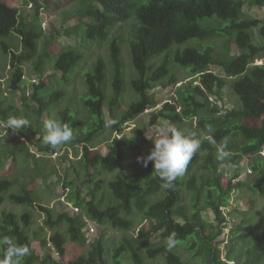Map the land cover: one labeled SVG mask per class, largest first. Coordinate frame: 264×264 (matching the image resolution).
Here are the masks:
<instances>
[{"label": "trees", "instance_id": "obj_1", "mask_svg": "<svg viewBox=\"0 0 264 264\" xmlns=\"http://www.w3.org/2000/svg\"><path fill=\"white\" fill-rule=\"evenodd\" d=\"M96 2L99 6L82 11L75 26L60 28L66 37L75 36L77 46H67L54 54L47 51L49 48L53 53V47L50 46L42 54L38 49V41L44 32L41 26L44 19L40 11L49 13L55 10L53 0H34L36 16L30 22L21 17L18 8L0 2V37L18 35L21 40L20 50H14L15 47L11 49L5 43L1 44L3 51L10 57V89L20 90L19 85L24 77L23 67L28 61L34 63L37 75L46 70L47 62L49 66L50 62H53L56 72L62 74L61 79L64 83L63 89H49L47 83L38 78L39 82L33 85L32 92L28 96L22 95L25 112H21L15 103H8L7 97L0 93V121H4L9 115L22 116L29 121V126L21 131L18 143L15 146L6 145L5 153L2 151L1 154H4L8 161L14 159L20 151L28 154L30 158L40 159L21 138L32 134H39L43 138V127L39 125L44 124V117L50 114L53 104L66 98L65 90L82 79L86 89V95L81 98L85 110L84 120L80 121L82 125L76 128V121L79 119L76 108L75 122L69 109L62 111L61 119L62 123H69L72 128L74 126L78 131L76 137L65 144L64 149L53 148L50 145L49 148L43 145L41 147L48 153L50 151L59 153L63 150L60 158L70 164L66 171L69 175L75 172L76 176L81 173L85 176L88 170L94 168L96 173L90 175V180L84 183V187L80 183L85 182V179L83 181L77 179L70 186L77 190L72 200L96 223L103 227L110 224L114 229L131 231L135 228L133 216L136 212L143 213L146 221L152 223L149 231H146L145 227L139 230L138 239L141 246L146 249L145 255L130 239H125L116 248H111L106 242L107 231L104 229L88 252L69 264H123L124 253L130 254L133 264H150L160 258L165 264H189L174 248L166 251L164 244L159 245L173 233L179 243L190 242L189 249L194 251V258L201 260L203 264H264V224L259 222L257 224L246 217L239 223L229 219L223 210L229 203L219 171L226 158L218 159L220 147L229 153L237 150L238 155L248 156L255 154L264 146V66L252 65L257 60H264V45H256L250 34L252 29L262 26L261 35L264 39V21L255 18L242 19L248 3L264 7V0H96ZM133 17L139 22V26L133 25L136 29L129 39L131 62L137 74L131 82V88L137 97L135 101L127 96L126 64L122 57L121 42L119 39L111 41L112 31L117 26L128 23ZM215 17L231 21V24L222 29H203L200 26V19ZM215 36H231L240 53L231 57L228 53L225 56L221 53L215 55L214 48H209L206 52L196 48L178 50L173 56V63L190 70L192 84L189 88L180 87L179 91L183 93L180 104L173 95L161 109L156 110L158 103L150 91L160 86L167 89L172 84L179 83V79L172 72L170 61L166 60L157 69L150 65V61L166 53L176 44L186 43L193 38L205 39ZM107 41L111 46L110 66L104 59L99 58L91 67H87L90 55L86 53L88 50L86 46ZM231 51L230 48V54ZM226 55L230 57L226 58ZM212 66L217 70L214 68V71L209 72ZM219 70H222L223 75L217 74ZM110 72L111 85L108 81ZM168 77V81L164 82ZM230 83L234 94L242 103V108L224 111L215 100L222 102L224 89ZM152 109L155 111L152 112L148 125L141 128L137 126L133 129L131 137H119L123 134L126 124ZM109 118L114 119L116 124L105 127V120ZM247 119L262 120L261 126L250 125L246 123ZM161 120L176 128L188 121L197 123L199 130L205 131L215 140V143H212L204 139L201 143L204 168L210 170V175H198L197 167L201 161L199 162V158L194 155L185 173L177 177L173 187L169 189L162 187L163 181L151 162L147 167H143L146 169L144 172L136 174V181L119 175L107 182L101 177L122 169L130 154L150 145L151 141L147 138L148 129L158 125ZM208 126H211V132L208 131ZM109 129L113 135L108 153L103 155L92 151L96 137ZM235 132H240L245 139L238 148L233 145ZM225 137L228 140L227 145L223 143ZM77 144L82 146V150L80 152L79 149H75V155L78 157L81 154V158L73 161L71 148L74 149ZM7 160L3 161L0 170L4 168ZM252 169L257 175L254 182H243L238 185L230 183L229 189L249 185L255 191L264 192V163L256 162ZM184 183L187 191L195 192L190 208L184 203L186 199ZM12 185L11 180L0 176V207L5 202L4 193ZM106 186L113 194L114 203L102 208L104 200L100 195ZM160 196L162 197L157 200ZM202 197H205L207 207L213 210L214 221L204 217L206 206L201 205ZM36 198L35 194L28 190L10 195L12 202L27 204L29 207L37 205ZM39 208L48 217L47 225L56 229L51 240L58 250L62 251L66 242L61 232L64 224L68 227L70 240L78 242L83 238L82 214L70 217L62 213L55 217V211L50 207L39 204ZM250 208H254L252 202ZM234 213L228 214L232 216ZM2 221L0 238L8 236L15 243L30 249V254L23 258L22 264H51L50 255L45 254L42 259L32 249L34 241L30 235L32 219L28 212L20 217L12 212L6 213ZM228 228L238 235L229 240L233 244L223 257L224 241L219 238ZM39 235L41 234L37 233L35 237L38 238ZM149 237L157 240L153 241V238L147 240ZM40 242L44 248L47 239H40ZM3 257L4 247L0 246V259Z\"/></svg>", "mask_w": 264, "mask_h": 264}, {"label": "rangeland", "instance_id": "obj_2", "mask_svg": "<svg viewBox=\"0 0 264 264\" xmlns=\"http://www.w3.org/2000/svg\"><path fill=\"white\" fill-rule=\"evenodd\" d=\"M0 2L5 3L10 7L18 8L21 12V17H24L29 22L32 21L36 16L35 9H32V4L34 3V0H0ZM53 2V5H55L53 9H55L56 11L52 10V12L49 13H46L43 10L40 11L42 13L41 17L43 19L45 18V22L42 24L44 32L42 37L38 41V49L40 54L44 53L47 50L48 46H50V48L53 47V53L49 50V48L47 50L51 54L58 53L63 48H67V46L76 47L78 41L76 40L75 36L70 38L66 37L67 35L64 32L62 33L60 31V28L63 29L75 26L76 21H78L82 11H85L90 7L96 8L97 6H99L96 0H53ZM244 12L245 16H243L242 19L255 18L264 21V7H256L248 3L245 7ZM199 22L200 26L203 29H222L226 28L231 24V21H225L218 17L203 18L200 19ZM134 24H137L139 26V22L135 17H133L128 23L117 26V28L112 31L111 36V41L119 39L121 42L120 46L122 49V57L126 64L125 83L127 86V96L132 101L137 100V97L134 95V92L131 88V82L137 76V74L131 62L129 44L130 35L134 33L136 29L133 27ZM261 28L262 26L258 27V29H252L250 31V34L256 45H264V39L261 35ZM49 40L51 41V43ZM3 43H5L7 46H10L11 49L15 47L14 50H20L21 40L18 35L0 37V77L3 78L4 81H6L7 86H9L8 83L10 80V57L3 51L1 46V44ZM231 43L233 44L231 36H215L205 39L193 38L186 43L174 45L166 53L152 59L150 61V65H152L154 69H157L160 65L165 63L166 60L168 62L170 61L169 64L172 69V72H174L177 78L179 79V83L172 84L167 89H164L162 88V86H160L150 91V94L155 96V99L158 103L155 109H161L163 104L166 103L173 95L176 96V101L180 104L183 98L182 91H179L180 87L184 86L186 88H189V86L192 84V81L190 82V70L187 68L184 69L178 67L173 63V56L178 50L183 51L187 48H196L201 52H206L209 50V48H214L215 55L221 53L222 56H225V54L228 53L231 57H233L236 54L240 53V51L238 50L236 45H231ZM86 47L88 49L86 50V53L90 55V58L87 61V67H91L94 63H96L99 58L104 59L106 63L110 66L109 62L111 59V46L109 41L103 43H90ZM230 48L232 50L231 54ZM229 55H226V58H229ZM46 64V70H44L42 74L37 75L35 72L34 63L30 61L25 62V66L23 67L25 76L23 78H25V85L22 87V90L15 91L12 93L8 90V88H5V85L3 86V89L6 92H3V95L8 96L6 99L8 103H15L18 109L21 110V112H25L24 103L22 100V95L24 94L22 91L31 93V85L34 84V80L36 79V77L41 79L44 83H47V88L49 89H63L64 83L63 79H61L62 74L56 72L53 62H50V66L49 62H47ZM255 64L257 65V61L255 62ZM214 68L217 70L215 66H212L210 70H214ZM219 71L220 72H217V74L223 75L222 70ZM168 79L169 77L166 78L164 82H167ZM108 81L109 85H111V72L108 74ZM0 89H2V87ZM65 91L67 93L66 98L59 103L53 104L50 109V114L44 117V124L42 123L43 125H39L43 127V131L44 126L49 119H55L61 122L62 111H64L65 109H69L70 114L74 117L73 122H75L77 119L75 112H77L78 110L77 113H79V119L76 121V128H79V126L82 125L80 124V121L84 120L85 110L81 98L86 95V89L83 80L79 79L77 81V84L74 83L73 85H70ZM221 100L222 102L216 99L215 103H219L220 107L224 111H231L233 109L242 108V103H240L238 97L234 94L231 83L228 84L227 87L224 89L223 97L221 98ZM75 108L77 110H75ZM155 109L146 111L135 121L126 124L123 134L119 137H131L133 129H135L137 126L141 128L145 125H148L151 119V114L153 111H155ZM106 115L108 117V113H106ZM34 121H36V119H34ZM261 122L262 120L255 121L251 119H247L246 121V123L250 125L259 126H261ZM36 123L37 122H34V124ZM172 127V124L163 120H161L158 125L149 127L147 138L151 141V144L143 147L139 151H135L130 154L125 167H123L122 169L101 177H104L107 182L114 180L119 175L127 178L128 180L136 181V174L144 172L146 170L145 168L143 169L144 166H142V163L137 162V157L147 156L150 153L152 147L154 146L153 140L161 135L169 134ZM178 129L183 130L185 133L195 132L201 138H203L204 136H208V133L199 130V128L197 127V123L195 124L194 122L190 121L185 124H181ZM77 132L78 131L73 126V138L76 137ZM20 134L21 131L18 134H14L11 129L9 130L6 128H0V167L3 164V161L8 159L4 156V154H1V152L3 151L2 153H5L4 148L8 144L15 146L19 141ZM112 135L113 133L111 129H109L101 136L96 137L95 145H93L92 147L95 153H101L103 155H106L108 153V146L112 139ZM21 140L24 141L38 156L43 157V155H45V157H43L42 159L35 160L33 158H30L28 154L22 153L20 151L18 154L15 155L14 159L9 161L7 160L5 162L4 168L0 170V176L11 180L13 182V185L8 191L4 193L5 203L0 208V224L3 225L2 219L5 213L12 212L20 217L28 212L32 219V229L30 230V235L34 239L32 246L34 252L40 257H43L46 253L48 254V252L44 250L38 242L40 239L49 240L51 236L56 232V229H51L47 225L46 222L48 217L39 208V204L54 208L58 214H61V209L59 208V205L61 203L60 197L64 195V193L69 194L68 187L71 188L69 185H71V183L77 179H81V181L85 179V182H83L82 184L80 183V185L84 187V183L90 180V175H94L96 172L94 168H91L90 170H88L85 176L82 173L81 175L76 176L75 172L69 175V173L67 174L66 171L69 168L70 164L68 162H64V160L60 158L59 155H54V159L47 158L46 155H49V153L44 152L41 146L43 145L46 147L49 145L42 141L43 138L41 137V135L39 136V134H32L29 137L23 136ZM203 140L204 139H202V141ZM244 141L245 139L243 135L240 132H235L233 145L238 148V146L241 145ZM64 147L65 146L62 145L58 148L64 149ZM220 148L223 149L222 147ZM71 149L73 150L71 152V159L73 158V161L80 160V156L76 157L75 155V149H79V151L81 152L82 146L77 144L74 149ZM53 153L54 152L51 151V155ZM59 153H63V150L59 151ZM238 154L239 152L237 150L232 153H229V156L226 158L225 164L222 166L220 172L223 175L224 191L226 192V197L229 201V206L227 209L229 212H232L233 209H235L234 215L230 216L228 213L227 215L229 219L237 221L238 223L246 217L247 219L253 220V222L257 224L258 222L264 224V192L255 191L249 185L233 189L227 188L230 182H233L234 185L238 184L239 181H246L245 183H251V181L254 182L257 179V175L253 171H251L250 168L256 162L264 163V156L261 155L262 157H259L257 156L259 155L257 153L255 154V156L248 157H245L242 154ZM195 155L199 158V162L201 161L198 167L196 166L197 168H199L197 171L198 175H210V170L208 168H204L205 162L202 147L198 150ZM184 189L186 192V199L184 203L187 205L188 208H190L195 197V192L192 190L187 191L185 183ZM25 190L31 191L35 194V197H37L36 200L38 206L36 205L33 207H29L27 206V204H16L11 201V194L23 193ZM76 191L77 190L72 189V193H75ZM85 194L86 191H84V195ZM101 197H103L104 200L102 208H106L114 203L113 194L109 190L108 186L105 187L103 193L100 195V198ZM161 197L162 196L157 198V200ZM201 200V205L206 206L204 217H207L209 220L214 221L215 214L211 208L207 207L205 197H202ZM251 202L254 204L253 209L250 208ZM133 219L135 220V228L133 230L124 231L114 229L111 227L110 224H107L105 227L99 225L100 227L97 228L99 236L101 232L105 229V231H107L106 242L111 248H116L121 243H123L125 239H130L132 240L135 247L143 255H145L146 249L141 246V241L140 239H138L139 230L142 229V227H145L146 231H149L152 223L146 221L143 213L136 212L133 216ZM67 231L68 227L66 224H64L61 229V232L67 237V242L65 243L62 255L57 259V262H59L58 264H67L70 261L76 260L78 257L86 254L92 245L89 244L88 241H82L79 243L72 242L70 240V237L68 236ZM37 233L41 234L42 237L39 235V237L36 238L35 234ZM237 235L238 233L231 232L230 228L224 230L223 234L219 238L221 241H224L222 244L223 257H225V252L227 251V249L233 244L230 243L229 240L236 237ZM151 238H153V241L157 240V238L154 237H149L147 240ZM90 243H92V240L90 241ZM163 244L165 245V242L160 243L159 245ZM190 247V242H180L179 244H177L176 247H174V249L177 250L183 256L184 260L187 261L189 264H203L201 260L194 258V251H191L189 249ZM122 261L123 264H133L129 253H124L122 255ZM156 263L165 264L163 259L161 258L158 259L156 262H150V264Z\"/></svg>", "mask_w": 264, "mask_h": 264}, {"label": "clouds", "instance_id": "obj_3", "mask_svg": "<svg viewBox=\"0 0 264 264\" xmlns=\"http://www.w3.org/2000/svg\"><path fill=\"white\" fill-rule=\"evenodd\" d=\"M33 8H34V3L32 4V9ZM44 22L45 21H43V23ZM258 61H260V62H258ZM252 65L253 66H264V60H257V65L255 63ZM211 71H214V70H210L209 72H211ZM33 78H35V77H33ZM192 79L193 78H191V80ZM191 80H190V82H191ZM24 81H25V78L22 79V82L19 85L20 90H22V87L25 85ZM37 82H38V78L36 77V79L34 80V84H36ZM8 84H10V83H8ZM34 84L31 85L32 88H33ZM4 85L6 86L5 88H8V90L10 92H12V93L15 92V91H12L10 89V87L7 86L6 81H4V79L0 77V88L2 87V89H0V93H3V92L6 93L5 90L3 89ZM32 88H31V92H32ZM20 90H17V91H20ZM22 92L26 96H28L30 94V92H28V93L26 91H22ZM5 97H8V96H5ZM115 124H116V121L114 119L109 118V119L105 120V127H111ZM28 126H29V121L26 118H24L22 116H16V115H9L4 121L0 122V128H2V129L6 128L9 130L11 129L14 134H18L20 131H22L24 128H27ZM208 131L209 132L212 131L211 126H208ZM44 133H45L43 136L44 142L46 144L52 146L53 148L65 145L73 139V128L70 126V124L69 123H62L59 120H55V119H49L47 121V123L44 126ZM5 135H6V133H5ZM202 139H207V140L211 141L212 143H215V140L211 136H204L203 138H201L195 132L185 133L183 130H180V129L176 128L175 126H173L171 128L169 134L161 135L158 138L154 139L153 140L154 146L150 150V153L144 157H137V162L142 163V165L144 167H147L149 162H151L154 166L156 173L158 174L160 179L163 181L162 187L165 189L172 188L173 182L177 179V177L182 176L185 173L186 168H187L188 164L190 163V161L192 160L193 156L201 148ZM223 143L225 145H227L228 140L226 137L224 138ZM46 147L49 148V146H46ZM72 151L73 150L71 149V152ZM92 151H94V150L92 149ZM32 152L34 154H36L34 151H32ZM256 153L259 154V155H257L259 157H262L261 155L264 156V146ZM61 154L62 153L54 152L51 155V151H50L49 155H46V156L48 159H50V158L54 159L53 158L54 155H59V157H60ZM255 154L248 155V156H255ZM228 156H229V152L224 150V149H221L218 153V159H220V160H224ZM248 156H245V157H248ZM37 157L42 159L43 157H45V155H43V157L37 155ZM80 158H81V154H80ZM71 160H73V158ZM222 166L220 167V170H219L220 172H221ZM250 169H251V171H253L255 173V171L252 169V166ZM251 171H249V172H251ZM221 176H222V184H223V175L221 174ZM2 178H4V177H2ZM243 182L245 183L246 181H239L238 184L243 183ZM230 183H233V182H230ZM230 183L227 187L228 189L230 187ZM238 184H236V185H238ZM70 187L73 190H76L75 187H72V186H70ZM71 188L68 187L69 194L64 193V195H62L60 197L61 203L59 205V208L61 209V211H60L61 214L62 213L67 214L70 217L80 216L81 214L83 215L82 216L83 238L82 239L80 238L78 240V242H74L72 240L71 241L74 243H79L82 241H88L89 244L93 245L101 236V234L99 236L98 229H97L101 225L99 226L98 223H96L91 217H89L87 214H85L82 211L83 209L80 206L75 204V202L72 200V197L75 196V193H72ZM84 191H86V190L84 189ZM36 202H37V200H36ZM228 203H229V201H228ZM46 207H48V206H46ZM227 208L228 207L223 208V210H225L226 213H234L235 209H233L232 212H229ZM51 209H53L55 211V215L58 216L57 215L58 213L56 212V210L54 208H51ZM44 214H46V213H44ZM90 238H94V239H90ZM65 239L67 242L66 236H65ZM91 240H92V243H90ZM38 243L41 246L40 240ZM65 243L63 245V250H64ZM178 243H179V241L177 239H175V233H173L172 235H170L169 237L166 238L165 250L171 251L174 247L177 246ZM0 246L4 247V257H3V259H0V264H22L23 258L30 254V249L27 246L15 243L13 241V239L8 237V236H4L3 238H0ZM32 249H33V246H32ZM43 249L46 250L48 252V255H50L52 257L51 264H58L59 263V262H57V259H58V257H60L62 255L63 250L62 251L58 250V248L56 247L55 243L51 240V238L49 240L47 239V244ZM44 256L40 257V258L44 259ZM76 260H74V261H76ZM70 262H72V261H70ZM70 262H68L67 264H69Z\"/></svg>", "mask_w": 264, "mask_h": 264}]
</instances>
